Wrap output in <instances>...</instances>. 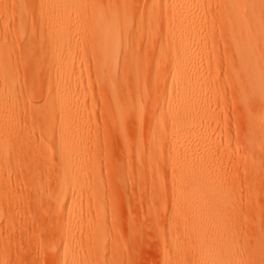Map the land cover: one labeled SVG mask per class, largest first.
I'll return each instance as SVG.
<instances>
[{
    "label": "bare ground",
    "instance_id": "6f19581e",
    "mask_svg": "<svg viewBox=\"0 0 264 264\" xmlns=\"http://www.w3.org/2000/svg\"><path fill=\"white\" fill-rule=\"evenodd\" d=\"M28 1L15 0L19 6L16 15L19 39L28 32V23H34L30 21L35 19ZM39 1L42 6L38 16L50 22V30L35 41L34 52L25 60L27 63L23 62L26 71L22 69L24 64L21 69L27 74V71H37L43 65L53 68L44 70L42 80L44 104L50 106L41 111L38 106H33L31 97L18 89L21 88L20 74H17L20 73L17 71L19 67L12 60L11 49L0 44V53L4 54L0 64V115L16 116L20 111L18 103L25 101L26 106H30L28 112L32 119H39L44 114L50 120L45 132L49 147H55L57 143L55 134L60 136L58 145L63 181L57 204L66 223L59 227L62 234L59 243L62 245L50 248L54 264H84L85 256L78 252V238L94 232L90 217L77 205L83 195L78 190L80 184L91 179L90 171L84 165L86 137L78 128L80 104L76 101L79 99L73 91L77 82V63L73 58L72 32L75 33L74 39L78 33L92 37L90 45L82 52L92 55L98 80L108 87L114 126L116 131L120 129L118 133L125 129L124 120L132 114L139 123L147 116L152 117H149V132L152 141L160 148L165 149L172 140L178 145L189 139H194L195 144L210 143L203 154L182 159L186 164L197 165L198 169L193 173L192 183L185 184L181 190L176 226L183 236L197 241L198 264H251L253 261L264 264V19L258 18L264 15V0H250V4L247 0H140L137 7L134 6L138 3L136 0H98L90 9L87 0ZM163 2L168 3L164 6ZM163 20L166 21L165 33L152 34L147 22ZM83 24L88 28L83 29ZM197 26L208 27L211 31L202 35L203 31ZM145 34L147 38H143ZM221 39L226 47L222 58H225L227 72L232 73L235 98L244 107L242 116H246L247 129L242 128V134L245 132L244 148L250 153V171L259 173L262 178L256 183L258 186L255 184L258 191L256 187L252 192L256 197L253 203L260 214L254 228L256 240L252 242L249 234L230 218L239 212L234 209L238 207L233 199L237 190L235 184L222 182L212 168L213 158L224 148L217 134L215 107L211 104L201 108L208 93L205 83L216 74L219 66L217 52ZM123 45H126L125 53H122ZM162 56H165L163 60ZM55 70L59 72V78L56 76L52 80ZM141 75L148 82L147 87L133 83V78ZM39 77L40 80L43 78ZM127 83L128 88L123 85ZM121 84L127 88L126 92L122 91L126 93L125 105H120L118 99ZM18 132L14 130L13 133L16 136ZM7 135V128L1 126L0 136ZM252 149L257 152L253 153ZM10 152V147L0 149V182L6 186L8 182L4 179L8 167L5 165L10 161ZM250 181L256 182L255 179ZM92 195L96 197L95 192ZM98 215L105 217L103 211ZM103 241L98 236L96 248ZM182 245L180 237L170 241L172 257L179 253Z\"/></svg>",
    "mask_w": 264,
    "mask_h": 264
},
{
    "label": "rangeland",
    "instance_id": "374dc122",
    "mask_svg": "<svg viewBox=\"0 0 264 264\" xmlns=\"http://www.w3.org/2000/svg\"><path fill=\"white\" fill-rule=\"evenodd\" d=\"M95 1L98 0H87V7L90 9ZM140 2L136 0L134 6L137 7ZM247 2L251 3L250 0ZM167 3L162 4L165 6ZM41 6L39 0L28 1L35 21L28 23V32L19 39L16 35L19 6L15 0H0V44L11 49L12 60L19 67L17 71L20 73L17 74H20L21 88L18 89H22L25 96L31 97L34 107L38 106L44 112L42 109L50 106L44 104V70L53 68L43 65L37 69L38 72H24L25 60L34 52L35 41L47 35L50 30V22L38 16ZM258 18L264 19V15ZM165 23V20L156 23L151 21L147 22V26L150 25L152 34L165 33ZM82 28L87 29L88 25L83 24ZM197 28L203 31L202 35L211 31L204 26ZM74 35L72 32L77 82L73 85V91L79 99L76 101L80 104L78 128L86 137L84 165L90 171L91 179L84 185L80 184L78 190L83 195L77 200V205L82 207L94 224L93 234L88 236L85 230V236L78 238V252L85 256L83 263L198 264L197 241L187 235L183 236L176 226L179 222L177 212L181 207V190L185 184L192 183L193 173L198 169L197 165L186 164L182 159L203 154L210 143L203 141L195 144L194 139H189L178 145L176 140H172L165 149L160 148L152 141L149 132L152 117L147 116L139 123L132 114L125 118V129L118 133L120 129L116 131L114 126L113 103L108 95V87L99 82L92 55H84L82 52L90 45L92 37L78 33L74 39ZM143 38H147V34ZM218 45L219 66L216 74L205 83L208 88L203 100L205 104L201 105L200 102L199 105L201 108L211 104L215 107L217 134L224 148L213 158L212 168L217 171L222 182L235 184L237 190L233 199L238 207L234 209H239V212L230 218L249 234L252 242L256 240L254 228L260 217L259 209L253 203L256 197H253L252 192L262 178L259 173L250 171V153L244 148L245 132L242 134V128L247 129L246 116H242L244 107L235 98L232 73L227 72L225 58H222L226 50L225 43L221 39ZM125 47L122 46V53H125ZM3 58L4 54L0 53V64ZM164 58L162 56L161 60ZM39 76L43 78L40 80ZM56 76L59 78V72L55 70L51 79L55 80ZM132 81L138 87L148 86L143 75L135 76ZM123 85L128 88V83ZM123 85H119L120 105H125L127 101V88H123ZM122 91H125L124 94ZM26 104L25 101L18 103L20 111L16 116L0 115V127H6L8 133L7 136H0V149L10 147L11 150L8 157L10 161L5 165L8 172L4 180H7L8 185L0 182V260L2 264H54L50 248L61 244L59 227L66 223L57 204L63 181L58 145L60 136L56 133L57 143L55 147H49V138L45 139V132L50 120L44 114L39 119H32L30 106ZM14 130L19 131L16 136ZM249 179H255L256 182ZM92 192L96 193L95 198ZM102 211L105 217L101 218L98 214ZM98 236L104 241L96 248L95 239ZM177 237L181 238L184 245L172 257L170 241ZM248 251L251 253V248ZM256 262L251 264H258Z\"/></svg>",
    "mask_w": 264,
    "mask_h": 264
}]
</instances>
